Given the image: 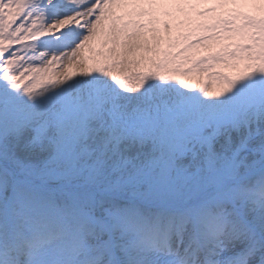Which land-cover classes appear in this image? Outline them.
Wrapping results in <instances>:
<instances>
[{"label": "snow or ice", "instance_id": "1", "mask_svg": "<svg viewBox=\"0 0 264 264\" xmlns=\"http://www.w3.org/2000/svg\"><path fill=\"white\" fill-rule=\"evenodd\" d=\"M0 264H264V0H0Z\"/></svg>", "mask_w": 264, "mask_h": 264}]
</instances>
